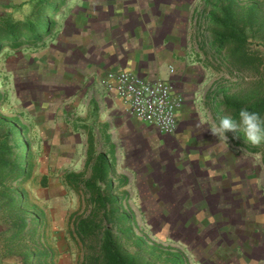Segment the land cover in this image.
I'll return each instance as SVG.
<instances>
[{"label":"crops","instance_id":"crops-1","mask_svg":"<svg viewBox=\"0 0 264 264\" xmlns=\"http://www.w3.org/2000/svg\"><path fill=\"white\" fill-rule=\"evenodd\" d=\"M197 1L70 0L47 58L53 72L57 64L64 67L62 88L77 89L70 92L76 99L70 100L65 118L68 140L63 143L77 147L66 150L69 160L73 150L79 156L78 148L90 142L99 149L95 153H107L124 206L139 210L143 224L166 232V239L182 243L201 263L220 255V246L212 248L223 240L220 233H238L230 222L244 212L252 200L247 191L260 181L253 175L246 185L244 156L237 153L240 139L230 140L227 134L225 146L208 127L223 105L211 78L212 57L198 40ZM119 70L147 80L166 79L182 95L174 132L138 119L104 86L106 75ZM70 172L60 171L63 179ZM6 228L0 217V264H5ZM257 228L250 223L243 233L260 240Z\"/></svg>","mask_w":264,"mask_h":264},{"label":"rangeland","instance_id":"rangeland-1","mask_svg":"<svg viewBox=\"0 0 264 264\" xmlns=\"http://www.w3.org/2000/svg\"><path fill=\"white\" fill-rule=\"evenodd\" d=\"M28 1L0 0V16L22 17L28 10ZM208 1L215 0L197 1L196 15L206 16L213 11V7L208 4ZM236 1L241 8H245L253 1H258L264 9V0ZM55 18L58 21L57 26H59L57 29L60 30L64 17L59 14ZM203 24L204 21L197 18L198 34L202 32ZM263 33L257 34L256 31H252L251 48L252 52L257 51L264 56V41L260 38ZM198 38L200 44L204 42L203 37H201L202 41H200V35H198ZM50 42L51 39L47 38L46 43L41 44L39 47H27L24 44L19 48H12L8 45L2 48L0 52V91L6 93L7 97L0 103V119L3 116L22 113L24 123L29 126L26 136L31 143L33 153V173L29 179L20 184V188L26 190L29 194L31 205L28 210L32 209V205L35 203L38 205L39 210L44 211L43 225L38 227L36 242H43L53 252V264H82L87 247L75 232V222L77 218L85 217L90 213V195L82 186L79 189L72 188L66 179H63L60 171L65 168L71 172H83L82 179L89 178L91 168L86 165L88 146L83 147L84 149L82 147L78 148L79 156L73 150V158L69 160L70 155L66 150L68 148L72 149L74 142L71 144L63 143L65 138L68 140L65 136L67 133L65 118L69 114L67 108L71 106L68 105L70 100L76 99L73 96L74 93L71 95L70 92H76L77 89L62 88L61 83H64L60 79L64 67L57 64L55 72L51 69V63L47 58V54H50L48 50ZM209 55L212 57L209 64L213 68L211 78H214L215 90L221 96V99L224 98L226 93L243 100L252 99L257 92L264 94V64L259 71H239L230 69L226 64L220 65L219 58L212 56L211 53ZM46 65L49 66V71L53 73L46 72L44 68ZM63 110H65V113ZM1 134L2 131L0 130V139H3ZM228 134L230 140H235L236 137L231 132ZM233 143L237 145L235 141ZM98 150L97 147L95 152H98ZM80 153H83V155H80ZM237 153H243L244 156L241 169L245 170L246 185L250 184L249 181H252L253 175L255 180L259 179L260 184L254 190L247 191L248 199L252 198V200L245 204L244 212L246 213L240 212L237 218L232 219V222H230L232 225H237L235 229L238 233L234 234L232 231L228 235H226V231L223 232L224 235L220 233L223 240L212 244V248L217 245L220 246L218 250L221 256L219 254L213 255L215 262L198 263L196 258L185 250L182 243L166 239V232L159 233L158 227L155 225L143 224L140 212L137 209H127V211L132 216L130 222L136 236H143V239H137L138 237L128 239L127 236L121 233L118 234L114 229L122 248L126 252L135 254L139 260L149 261L153 264L174 263L171 261L170 252L176 253L175 249H180L184 253V264H264V222H259L256 219L257 216L264 215V144L258 151H251L242 146ZM82 156H84V159H82ZM112 173L114 174V171ZM16 186L18 187L19 184ZM1 190H5L2 185H0ZM115 193H118V191L116 190ZM3 203L4 198L1 197L0 217L4 218L6 223L5 234L7 237L11 230L12 217L8 215L9 213L3 207ZM247 212L255 215L250 216ZM14 214L12 215L14 216ZM250 223L253 224L255 230L260 227L261 232L258 235L260 240L247 232L243 233V229L249 228ZM24 238L28 240V235L25 234ZM250 238L256 241L253 245ZM34 243V240L30 239L29 244L34 245ZM4 246L5 264H14V257L7 253L6 243H4Z\"/></svg>","mask_w":264,"mask_h":264},{"label":"trees","instance_id":"trees-1","mask_svg":"<svg viewBox=\"0 0 264 264\" xmlns=\"http://www.w3.org/2000/svg\"><path fill=\"white\" fill-rule=\"evenodd\" d=\"M69 1L29 0L28 10L22 17L0 16V52L5 45L12 48L24 44L39 47L46 43L47 38H54L59 30L55 17L59 14L64 17ZM208 4L212 5L213 11L206 16H198L204 21L203 30L198 34L200 41L201 37L204 39L201 49L219 58L220 65L226 64L230 69L259 71L264 64V56L257 51L252 52L251 33L253 30L257 34L264 32L261 3L253 1L245 8L239 7L236 0H215L208 1ZM260 38L264 41V33ZM254 95L250 100H243L226 93L222 99V113L235 115L241 107H247L264 115V94L257 92ZM6 97L7 94L0 91V103ZM22 115L16 113L0 119L3 136L0 139V185L5 189L0 191V198H4L3 207L12 217L11 230L7 237L5 234L4 240L7 253L14 257V264H53V252L43 242H36L38 227L43 225L44 211L39 210L35 203L28 210L31 205L29 194L20 188V184L31 177L34 166L31 143L26 136L29 126L24 123ZM237 138L240 139L239 145L251 151H258L263 145H245L242 137ZM86 165L91 168L89 178L82 179L83 172H70L66 176L72 188L82 186L90 195V213L75 222V232L87 247L82 264H153L126 252L118 240L117 233L128 239H143V236H136L134 232L130 222L132 216L122 203L125 195L115 193L113 162L107 153H95L90 142ZM25 234L28 240L24 238ZM30 239L34 240V245L29 244ZM175 251L170 252L174 262L171 264H184V253L180 249Z\"/></svg>","mask_w":264,"mask_h":264},{"label":"built area","instance_id":"built-area-1","mask_svg":"<svg viewBox=\"0 0 264 264\" xmlns=\"http://www.w3.org/2000/svg\"><path fill=\"white\" fill-rule=\"evenodd\" d=\"M103 84L115 91L138 119L156 125L164 133L176 130L184 99L168 80H147L131 71L119 70L109 72Z\"/></svg>","mask_w":264,"mask_h":264},{"label":"clouds","instance_id":"clouds-1","mask_svg":"<svg viewBox=\"0 0 264 264\" xmlns=\"http://www.w3.org/2000/svg\"><path fill=\"white\" fill-rule=\"evenodd\" d=\"M218 141L228 146V133L242 137L245 145L259 146L264 144V115L259 111L241 107L235 115L222 113L212 119L208 126ZM264 222V215L257 216Z\"/></svg>","mask_w":264,"mask_h":264}]
</instances>
